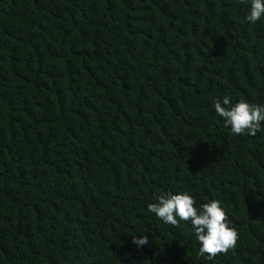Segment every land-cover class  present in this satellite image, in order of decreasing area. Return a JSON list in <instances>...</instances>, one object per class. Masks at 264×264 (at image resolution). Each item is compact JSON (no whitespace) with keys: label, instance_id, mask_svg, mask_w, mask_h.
<instances>
[{"label":"trees","instance_id":"obj_1","mask_svg":"<svg viewBox=\"0 0 264 264\" xmlns=\"http://www.w3.org/2000/svg\"><path fill=\"white\" fill-rule=\"evenodd\" d=\"M237 0H0V264H264V19ZM219 200L236 246L209 259L187 222ZM146 235L142 248L134 236Z\"/></svg>","mask_w":264,"mask_h":264},{"label":"clouds","instance_id":"obj_2","mask_svg":"<svg viewBox=\"0 0 264 264\" xmlns=\"http://www.w3.org/2000/svg\"><path fill=\"white\" fill-rule=\"evenodd\" d=\"M247 8L244 20L255 25L264 19V0H237ZM215 114L225 128L235 135L247 133L255 136L264 128V104H250L244 99L235 103L229 95L214 102ZM147 205V211L162 223L176 227L187 222L199 244V254L213 258L217 253L227 252L236 246L238 234L226 223L225 210L219 200H210L196 206L195 198L187 191L166 192L155 197ZM133 244L142 248L148 243L146 235L134 236Z\"/></svg>","mask_w":264,"mask_h":264}]
</instances>
